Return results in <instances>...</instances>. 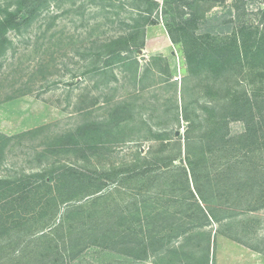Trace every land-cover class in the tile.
Instances as JSON below:
<instances>
[{
	"label": "rangeland",
	"instance_id": "rangeland-1",
	"mask_svg": "<svg viewBox=\"0 0 264 264\" xmlns=\"http://www.w3.org/2000/svg\"><path fill=\"white\" fill-rule=\"evenodd\" d=\"M157 1L159 23L146 28L145 48L101 73L86 74L91 43L126 30L137 18L134 9L110 15L114 25L99 16L88 30L73 13L81 2L71 0L54 10L57 21L42 16L9 35L14 48L0 73V209L13 197L22 217L12 219L16 231H0V264H41L54 243L67 246V264H138L143 248L159 244L163 264H204L207 237L224 264L249 249L261 252L264 264V149L244 156L235 143L205 144L195 174L185 153L188 137L201 140L209 116L204 107L224 105L235 88L259 86L262 59L221 76L192 74L183 46L168 36L165 0ZM177 6L186 17L223 16L227 30L214 35L218 41L233 31L237 14L239 24L264 28L263 0H177L170 8ZM88 7L86 18L99 13ZM222 122L233 142L245 132L242 118ZM207 221L179 237L182 228ZM42 227L52 240L37 241ZM119 234L131 243L116 244ZM163 236L173 239L165 248ZM48 258L53 262L56 251Z\"/></svg>",
	"mask_w": 264,
	"mask_h": 264
},
{
	"label": "trees",
	"instance_id": "trees-1",
	"mask_svg": "<svg viewBox=\"0 0 264 264\" xmlns=\"http://www.w3.org/2000/svg\"><path fill=\"white\" fill-rule=\"evenodd\" d=\"M69 1L71 0L0 1V73L4 68V58L14 48L13 39L9 35L12 32H21L24 28H29L42 16H46L44 21L48 20V18L52 21H57L56 19L59 16L54 15V10H63ZM82 1L76 0V2H81V4H73V13H75V16L77 15V17L81 18V26L88 30L92 26L91 21L102 15H107L105 16V20L111 25H114L115 22L111 20L113 17L110 18V15H113L117 19L120 18L121 13H128L129 10L134 9L137 16L136 19L133 18L134 16L132 17L133 24L127 25L128 28L119 35L110 37L105 35L102 40H99L100 43L96 41L98 46H95V42L91 43L87 52L88 58L92 60L90 69L86 70V74L105 72L112 69L118 63L125 64L127 61L132 60L133 53L136 50L144 49L146 46V28L159 23L160 4L157 0H137L140 3L137 7L131 4L133 0H121L122 3L119 5L115 4L119 0H86L87 6ZM174 1L177 0H165V8H163L162 15L164 16L167 33L172 43L183 46L187 65L192 74H198L200 71H211L215 76H221L225 72H231L236 64H239L241 68L247 63L250 64V60H257L259 57L262 59L264 66V28L256 30V28L245 25V23L239 24L238 18L240 16L237 14L230 21L234 23L233 31L218 41L214 35H221L227 30L221 23L224 19L223 16L217 14L211 18L203 19L195 14H191L189 17H186L183 14L181 6H177L176 10L170 8ZM143 4L147 6L143 7ZM88 6H95L99 9V13L86 18ZM113 11H116V13ZM118 11H121V13ZM48 15L53 16L48 17ZM230 17H233L232 14H230ZM119 22L122 24L126 23L125 21ZM102 26L103 24L96 25L97 28ZM47 28L50 29L51 24H47ZM259 78V86L254 87L252 91L245 88H235L231 92L229 91L228 96L224 100V105L220 106L221 100H219L215 101L216 106H213V108L204 107V111L209 116L205 119L206 124L201 135V140L198 142L192 137H188L185 143L186 158L191 172L194 171L195 174L196 159L200 156L205 158L206 154L202 153L205 144L212 146L220 142V145L228 143L232 147L234 146L232 143H235L238 145V149L245 154L244 156L264 149V72L257 76V79ZM228 116H230L231 120L233 118L236 120L242 118L245 122V132L239 137L237 142H233L230 137L223 134L224 123L222 121L226 120ZM210 151H213V149L210 148ZM201 163L203 162L201 161ZM77 181H72L69 183V186L75 188ZM196 189L199 192L201 200L204 201L205 197L201 189L199 187ZM261 193L263 195V192ZM12 199L13 197L7 202L11 206L9 210V206H3L0 209V231H7L9 234L16 231L19 225L17 221L12 219L22 217L21 213L13 207L16 203H13ZM69 200L72 201V199ZM198 207L204 213L201 205H198ZM58 210L59 206L56 207V213H58ZM50 220H48L47 226L51 225L52 220ZM207 223L208 221L206 223H199L198 225L191 223L190 228H185L184 230L182 228V235L178 236L183 238L188 235L187 230H191L194 227H205ZM60 227L54 229V232H58ZM44 232L45 228L43 229L42 227L41 231L35 233L36 235L41 234L38 236L37 241L52 240V232ZM74 232L70 228V233ZM111 232H113L111 228L106 231L107 234ZM119 236L121 240L117 241L116 244L128 246L131 243L130 237L126 236V234H119ZM176 238L178 237L176 236ZM106 239L112 240L111 237H106ZM172 240L170 236H163L164 248L171 244ZM205 241H207V247L205 256H203V263L209 264L211 238L207 237ZM144 242L145 240H141L137 244L142 246ZM112 244L106 243L105 245L104 243V247L109 249ZM30 246L29 244L28 247ZM52 249L56 251V258L53 262H50L48 261V256L49 250ZM66 250L67 246L65 244L63 247L58 243L48 245L41 255L44 260L41 264H67ZM141 253L138 259L144 260L148 258L144 248L141 250ZM183 264L188 263L184 262Z\"/></svg>",
	"mask_w": 264,
	"mask_h": 264
},
{
	"label": "crops",
	"instance_id": "crops-1",
	"mask_svg": "<svg viewBox=\"0 0 264 264\" xmlns=\"http://www.w3.org/2000/svg\"><path fill=\"white\" fill-rule=\"evenodd\" d=\"M161 245L159 244L157 248L151 249L148 248V250L145 249V253L148 255V258H145L144 260H140L138 264H163L161 257L163 253V249L160 247ZM221 253L216 252L215 249L214 251L212 250V247L209 252V264H224L225 257L223 260L219 261V256ZM222 256V255H221ZM240 257V260L235 262H231V264H263V256L261 252L258 251H252V250H245L243 253L238 255ZM154 257V258H153ZM244 257V258H243ZM241 258L243 260L241 261ZM155 259V260H154Z\"/></svg>",
	"mask_w": 264,
	"mask_h": 264
},
{
	"label": "water",
	"instance_id": "water-1",
	"mask_svg": "<svg viewBox=\"0 0 264 264\" xmlns=\"http://www.w3.org/2000/svg\"><path fill=\"white\" fill-rule=\"evenodd\" d=\"M141 53L143 52V51H140Z\"/></svg>",
	"mask_w": 264,
	"mask_h": 264
}]
</instances>
